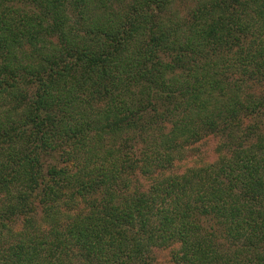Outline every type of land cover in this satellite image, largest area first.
<instances>
[{
	"label": "trees",
	"instance_id": "obj_1",
	"mask_svg": "<svg viewBox=\"0 0 264 264\" xmlns=\"http://www.w3.org/2000/svg\"><path fill=\"white\" fill-rule=\"evenodd\" d=\"M209 136L215 161L137 187ZM172 243L264 264V0H0V264Z\"/></svg>",
	"mask_w": 264,
	"mask_h": 264
},
{
	"label": "rangeland",
	"instance_id": "obj_2",
	"mask_svg": "<svg viewBox=\"0 0 264 264\" xmlns=\"http://www.w3.org/2000/svg\"><path fill=\"white\" fill-rule=\"evenodd\" d=\"M186 6H184V4L180 6L182 11L183 9H186ZM216 144L217 139L215 137L209 136L207 140H203L190 146L186 152L185 159L180 164L177 163L172 169L166 170L162 175H152L151 177L140 174L135 175L133 178L136 179L135 181L137 182V187L142 191H146L152 182L161 176L181 174L184 173L187 168L200 167L202 164L215 161L216 157H218V153L214 152ZM14 228L16 227L14 226ZM177 248V243H172L166 248L154 249L152 256L156 259V264H173L170 259V253L173 250L176 251Z\"/></svg>",
	"mask_w": 264,
	"mask_h": 264
}]
</instances>
